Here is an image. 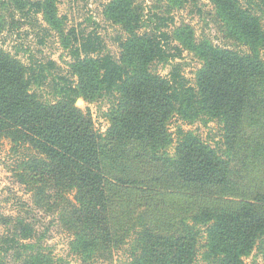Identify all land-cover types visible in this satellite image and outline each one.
Here are the masks:
<instances>
[{"label": "trees", "instance_id": "16d2710c", "mask_svg": "<svg viewBox=\"0 0 264 264\" xmlns=\"http://www.w3.org/2000/svg\"><path fill=\"white\" fill-rule=\"evenodd\" d=\"M9 1L0 0L9 4L4 30L17 13L36 26L41 0H12L17 10ZM215 2L246 39L264 40L252 5ZM259 4L264 7V0ZM121 13L131 28L139 27L129 9ZM153 18L151 34L129 39L123 63L106 50L100 34L69 28L66 50L77 84L54 60L31 57L23 63L0 47V140L23 154L11 172L31 203L5 217L0 264L9 252L21 258L18 264H69L43 242L35 211L56 217L71 236L69 252L84 262L112 261L119 249L126 252L121 264H246L242 255L253 247L264 257V195L226 199V191L240 184L229 179L227 161L195 136L185 133L174 156L164 151L166 119L174 110L192 117L204 110L224 120L229 143L247 111L248 124L264 128V65L256 55L201 44L203 66L195 86L188 85L176 62L182 48L167 29L171 16ZM151 62L170 63L167 77L149 73ZM81 91L109 102L104 132L94 127L89 111L76 106ZM248 149L246 160L256 159V171L264 163V140H253ZM141 163L153 165L144 178ZM166 176L184 189L166 187ZM208 187H218L221 197L213 195L206 204L209 195L202 192Z\"/></svg>", "mask_w": 264, "mask_h": 264}, {"label": "rangeland", "instance_id": "374dc122", "mask_svg": "<svg viewBox=\"0 0 264 264\" xmlns=\"http://www.w3.org/2000/svg\"><path fill=\"white\" fill-rule=\"evenodd\" d=\"M12 1V0H11ZM44 3L43 11L37 14V24L31 26L19 20L15 14L14 23L9 29L4 30L10 3L0 2V17L2 28L0 31V47L16 56L23 63H28L30 58L46 61L54 60L60 67L62 74L70 75L77 84L79 76L74 72L73 62L66 50L69 28L77 31H95L103 38L106 50L119 62H124L125 46L133 36L151 34L153 27V13L171 16L172 21L167 22V29L171 33L172 42L182 48L181 57L176 59L182 66V74L188 85L195 86L197 73L203 66V57L199 46L209 44L219 48L236 50L247 55H256L264 65V40L253 44L246 39L243 33L233 24L227 15L218 10L215 0H41ZM13 2V1H12ZM239 4L250 7L258 18V30L264 36V7L259 0H239ZM15 5V7L13 6ZM20 5L13 2L12 8L17 10ZM129 9L131 17H139L137 28H131L123 18L121 10ZM41 26V27H39ZM47 28L48 31H44ZM166 29V27H163ZM132 33H135L133 35ZM66 37V38H65ZM43 40V43H40ZM151 74L167 77L170 63L151 62L146 67ZM260 90V89H259ZM49 96L48 89L40 90ZM76 106L89 111L94 127L104 132L109 126V102L106 98H89L81 91L76 98ZM189 113V114H187ZM178 114L172 111L166 119V146L165 154L175 155L178 140L185 133L198 138L202 143L212 148L215 153L226 160L230 165L229 179L240 184L237 191H226L228 200H237L240 197L254 198L257 192L264 195V163L258 167L253 166L255 158L246 154L250 152L249 145L253 140H264V128L248 124L250 113H245L241 121V129L236 133L232 143L226 140L225 121L217 116L210 115L202 110L201 114L192 117L190 111ZM23 155L12 147L8 139L0 140V235L6 230L5 217L15 214L21 207L28 208L30 193L25 187L17 183L12 176L14 162ZM262 162V161H261ZM138 174L141 178L148 176V170L153 169L149 163L138 164ZM169 172V171H168ZM166 187L184 189V185L166 176ZM191 190L198 191L195 187ZM218 187H208L204 194L205 203L209 204L219 193ZM192 192V191H190ZM199 192V191H198ZM235 194V195H234ZM214 195V196H213ZM220 203H223L222 201ZM219 207V204H214ZM36 227L45 236L43 242L49 247L51 253L57 258L62 257L69 264H121L125 260L126 252L119 249L115 252L112 261L92 260L84 262L78 256L69 252L71 236L60 226L56 217L46 216L35 211ZM192 222V220H190ZM7 225V224H6ZM204 232L203 225H197ZM203 239V237H202ZM2 260L6 264H18L21 258L16 253H2ZM246 264H264V257L254 247L242 255ZM198 261L196 264H199Z\"/></svg>", "mask_w": 264, "mask_h": 264}]
</instances>
